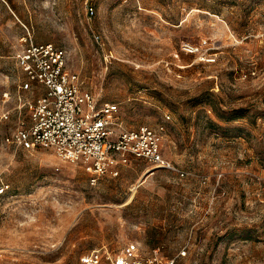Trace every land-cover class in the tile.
<instances>
[{"label":"rangeland","instance_id":"rangeland-1","mask_svg":"<svg viewBox=\"0 0 264 264\" xmlns=\"http://www.w3.org/2000/svg\"><path fill=\"white\" fill-rule=\"evenodd\" d=\"M27 33L63 48L121 126L163 122L183 174L130 159L90 184L49 149L5 143L28 115ZM129 243L184 249L176 264H264V0H0V264H82Z\"/></svg>","mask_w":264,"mask_h":264},{"label":"built area","instance_id":"built-area-1","mask_svg":"<svg viewBox=\"0 0 264 264\" xmlns=\"http://www.w3.org/2000/svg\"><path fill=\"white\" fill-rule=\"evenodd\" d=\"M88 10L92 12V7ZM21 41L17 65L23 79L19 89L30 92L31 98L23 103L27 117L19 119L15 129L4 137L5 143L27 151L49 149L60 160L81 165L90 184L101 177L118 176L130 159L183 174L162 154L163 122L132 129L121 126L118 105L102 103L82 85L79 76L67 69L63 48L34 42L29 33ZM181 48L199 61H215L200 43L185 42ZM168 119L170 116L165 115ZM184 254L182 249L176 256L167 257L158 247L145 252L138 244L129 243L116 254L103 255L94 250L84 255L81 263L176 264L177 257Z\"/></svg>","mask_w":264,"mask_h":264}]
</instances>
